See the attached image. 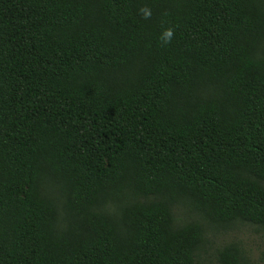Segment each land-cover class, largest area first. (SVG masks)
<instances>
[{
	"label": "trees",
	"instance_id": "16d2710c",
	"mask_svg": "<svg viewBox=\"0 0 264 264\" xmlns=\"http://www.w3.org/2000/svg\"><path fill=\"white\" fill-rule=\"evenodd\" d=\"M247 225L264 0H0V264H257Z\"/></svg>",
	"mask_w": 264,
	"mask_h": 264
},
{
	"label": "rangeland",
	"instance_id": "374dc122",
	"mask_svg": "<svg viewBox=\"0 0 264 264\" xmlns=\"http://www.w3.org/2000/svg\"><path fill=\"white\" fill-rule=\"evenodd\" d=\"M216 245L230 240L240 241L249 252L253 261L257 264H264L262 252L264 251V231L253 226H239L232 231L215 232L213 235Z\"/></svg>",
	"mask_w": 264,
	"mask_h": 264
},
{
	"label": "clouds",
	"instance_id": "9594fccd",
	"mask_svg": "<svg viewBox=\"0 0 264 264\" xmlns=\"http://www.w3.org/2000/svg\"><path fill=\"white\" fill-rule=\"evenodd\" d=\"M168 35L171 36V32L170 31L168 32Z\"/></svg>",
	"mask_w": 264,
	"mask_h": 264
}]
</instances>
